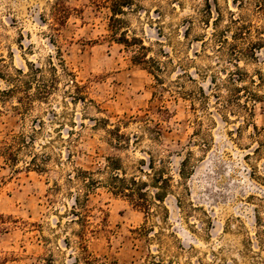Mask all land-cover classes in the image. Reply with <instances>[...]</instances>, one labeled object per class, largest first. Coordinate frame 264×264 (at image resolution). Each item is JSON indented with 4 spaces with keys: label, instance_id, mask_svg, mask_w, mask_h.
<instances>
[{
    "label": "rangeland",
    "instance_id": "374dc122",
    "mask_svg": "<svg viewBox=\"0 0 264 264\" xmlns=\"http://www.w3.org/2000/svg\"><path fill=\"white\" fill-rule=\"evenodd\" d=\"M63 1L70 16L57 26L58 0H0L3 73L36 66L50 81L52 62L60 79L25 118L15 98L0 102V138L36 127L31 150L48 156L45 172L26 169L27 150L13 165L0 156L2 264H264V50L236 60L228 45L220 49L213 34L240 12L233 0H134L124 9L123 30L161 63L159 82L112 38L107 8ZM10 86L0 78V90ZM114 129L130 145L115 147ZM110 158L149 184L138 169L148 172L153 158L172 178L164 202L147 214L113 196L104 185ZM79 170L103 184L86 203L94 230L86 250L70 222L82 187L67 180Z\"/></svg>",
    "mask_w": 264,
    "mask_h": 264
},
{
    "label": "trees",
    "instance_id": "16d2710c",
    "mask_svg": "<svg viewBox=\"0 0 264 264\" xmlns=\"http://www.w3.org/2000/svg\"><path fill=\"white\" fill-rule=\"evenodd\" d=\"M97 8H107L111 13L109 18V30L112 32V38L119 44L123 45L125 48L134 49L133 63L137 65H142L146 67L152 75L159 82L161 79L157 76L158 73H162L161 63L154 58L149 56V48L145 46L142 40L137 37H129L126 31L123 30L124 20L121 18L125 14L124 9L133 6L134 0H92ZM233 3L239 13L230 12L229 24L222 30L213 34V36H219L221 42L220 49L224 46H229L232 49V53L236 60L242 57H254L257 51L264 50V25L253 24L245 16L244 11H249L257 19H264V0H233ZM70 8L65 5L63 0H58L53 11L54 22L57 26H64L70 16ZM219 18H221V13L218 12V18L215 20V26L218 27ZM210 25V24H208ZM227 33H232L230 37H227ZM205 43V40H203ZM0 59V78H6L11 84L8 89L0 90V102L5 103L7 99L15 98L17 101V106L14 109L25 118L34 108L36 102H43L49 100L50 96L54 91L58 90V85L60 79L57 75V67L50 62L51 79L46 78L43 68L32 66L28 69V72L22 70H17L14 76L6 75L3 73ZM60 70L67 75H70L64 64H60ZM73 76V75H72ZM75 84V80L71 81ZM78 86H76L77 88ZM236 88V90L241 89ZM235 95V97H239ZM256 97V96H255ZM80 99V98H79ZM258 98L250 97V102H256ZM236 103L243 106L245 109H249L248 105L241 104L240 98H237ZM39 129L44 125L43 122H39ZM36 127L33 129V134L31 136H26L24 134L6 136L0 138V156L5 159V161L11 165L19 160V154L25 150L29 153L31 159L28 163L26 169H33L36 172H45L48 156L44 154H38L33 152L31 149L34 148V141L36 134L38 133ZM111 142L118 148H124L130 145V138L125 134L121 133L120 130L110 131ZM139 138L136 137L135 141ZM183 166L180 172V176L183 177ZM148 172H144L142 169L138 171L144 174L146 180L150 178L152 183L149 184L146 181H142L141 178L137 176L128 177L125 172L121 160L116 158H110L107 160V168L110 170L111 174L108 181L104 183L105 187L108 188L113 196L121 197L128 200L134 207L145 211L147 214L152 212V205L155 201L164 202L167 196V188L170 187L169 176L165 177L161 170H157L154 165L153 158L150 159V163L147 165ZM76 179L81 187L82 193L77 194L73 198V206L71 207L70 214L72 216L71 223H76L80 226L81 232L77 235L80 240V245L82 249H87L85 244L87 235L93 233L91 218V209L86 205L89 199V193L95 191L102 182L94 178L92 172L79 170L76 176L69 177L67 182L72 183ZM161 180V181H159ZM156 188L160 190L155 192L151 197L149 195L148 189ZM147 229H143V233H146ZM7 258H3L0 253V264Z\"/></svg>",
    "mask_w": 264,
    "mask_h": 264
}]
</instances>
